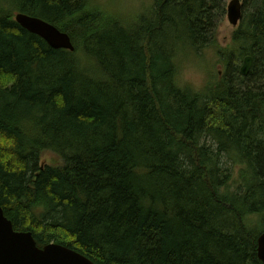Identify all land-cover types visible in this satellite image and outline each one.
<instances>
[{
  "label": "trees",
  "instance_id": "1",
  "mask_svg": "<svg viewBox=\"0 0 264 264\" xmlns=\"http://www.w3.org/2000/svg\"><path fill=\"white\" fill-rule=\"evenodd\" d=\"M150 1L127 25L91 0H0V207L40 249L94 264H263L264 0H244L225 72L202 89L180 62L214 45L223 0Z\"/></svg>",
  "mask_w": 264,
  "mask_h": 264
},
{
  "label": "water",
  "instance_id": "2",
  "mask_svg": "<svg viewBox=\"0 0 264 264\" xmlns=\"http://www.w3.org/2000/svg\"><path fill=\"white\" fill-rule=\"evenodd\" d=\"M242 17L240 0H232L227 8L229 23L236 27ZM15 21L29 33L38 36L55 50L75 52L71 37L55 25L38 17L18 13ZM253 66V58H247L240 73L247 77ZM258 259L264 264V233L258 238ZM0 264H94L85 256L69 248L51 244L43 249L37 246L32 233L16 232L12 222L0 207Z\"/></svg>",
  "mask_w": 264,
  "mask_h": 264
},
{
  "label": "rangeland",
  "instance_id": "3",
  "mask_svg": "<svg viewBox=\"0 0 264 264\" xmlns=\"http://www.w3.org/2000/svg\"><path fill=\"white\" fill-rule=\"evenodd\" d=\"M232 0H223L225 14L218 19L215 43L197 58H189L180 62L181 74L180 82L195 89H202L216 79L219 72L224 74L225 70L220 64L221 56L219 50L225 51L233 45L234 33L237 30L232 26L227 18V7ZM251 1V0H250ZM92 7H102L105 11L110 12L109 20H120L128 25V21L132 22L136 16L143 11H147L151 7L150 0H91ZM254 8L252 3H246V12ZM242 65V60L238 65V69ZM57 159V158H56ZM54 154H45L41 159V166L51 165L54 163Z\"/></svg>",
  "mask_w": 264,
  "mask_h": 264
},
{
  "label": "flooded vegetation",
  "instance_id": "4",
  "mask_svg": "<svg viewBox=\"0 0 264 264\" xmlns=\"http://www.w3.org/2000/svg\"><path fill=\"white\" fill-rule=\"evenodd\" d=\"M240 2H241V4H242V17H241V19H240V21H239V24L236 26V28H237V30L235 31V33H237L239 30H241V28H242V24H243V19H244V16H245V14L247 13L246 11H245V9H246V3H245V1L244 0H240ZM234 33V34H235ZM233 45H234V43H233ZM233 45H230V46H233ZM248 57H250V56H248ZM253 58V66H252V69H253V67H254V63H255V60H254V57H252ZM245 59V58H244ZM244 59H243V61H244ZM243 61H242V63H243ZM241 68V67H240ZM251 69V70H252Z\"/></svg>",
  "mask_w": 264,
  "mask_h": 264
},
{
  "label": "bare ground",
  "instance_id": "5",
  "mask_svg": "<svg viewBox=\"0 0 264 264\" xmlns=\"http://www.w3.org/2000/svg\"><path fill=\"white\" fill-rule=\"evenodd\" d=\"M247 58H250V57H246V58L244 59V61H245ZM244 61H243V62H244ZM263 233H264V232H263Z\"/></svg>",
  "mask_w": 264,
  "mask_h": 264
}]
</instances>
